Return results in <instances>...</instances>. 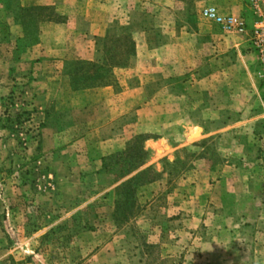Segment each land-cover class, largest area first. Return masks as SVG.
Segmentation results:
<instances>
[{
	"label": "rangeland",
	"instance_id": "obj_1",
	"mask_svg": "<svg viewBox=\"0 0 264 264\" xmlns=\"http://www.w3.org/2000/svg\"><path fill=\"white\" fill-rule=\"evenodd\" d=\"M111 1L105 38L89 42L65 1L0 0V264H193L222 226L236 233L223 254L264 264V0ZM146 38L147 61L132 63ZM81 61L121 63L111 83L136 78L150 105L90 123L66 93ZM161 137L187 145L153 156L145 142Z\"/></svg>",
	"mask_w": 264,
	"mask_h": 264
},
{
	"label": "crops",
	"instance_id": "obj_2",
	"mask_svg": "<svg viewBox=\"0 0 264 264\" xmlns=\"http://www.w3.org/2000/svg\"><path fill=\"white\" fill-rule=\"evenodd\" d=\"M28 3L26 5L29 6H50V5H56L60 0H26ZM65 1L64 4L60 7L61 12L64 15H76V26L73 30V33H76L80 35L84 40H88L89 42L91 40H102L105 38L109 25L114 19V15L116 12H114L115 4L112 3L111 0H85L87 5L83 8L82 13H78V11L72 6L73 3L76 2V0H61ZM152 46V43L149 41V38H146L144 41L138 42L136 45V54L132 57V63H144L146 60L145 53H149L150 47ZM177 43L172 44V48H177ZM166 55H163V58L156 61H162L165 62L167 58H165ZM81 59H90L89 56H81ZM145 73V72H140ZM149 73V72H146ZM139 78L140 76L137 75ZM132 80L129 82V79ZM128 79V84L125 82L120 87H122L121 90H118L114 85L111 86H105L100 88H94V89H86L82 91H74L72 87L70 86V83L66 85V93L68 96V100L71 102L73 97H76L78 99H85L84 102V112L86 113L85 117L86 119L90 120V123H92L91 119H97L99 121V125L104 128H113L115 127L116 121H117V112L119 111H131V110H138L137 112H141L144 109H147V107L150 105L149 103L143 105L146 101V93L148 90V87L141 83L136 82V78L130 77ZM67 81V80H66ZM122 83V82H121ZM133 84V85H132ZM97 108L99 109L98 116L95 118L92 116V111H97ZM120 117V116H119ZM202 126V125H200ZM199 130L198 134L195 133H187L186 137H184L185 143H191L193 142V138L197 135H200V138L204 137V130L201 133ZM193 135V136H192ZM106 143H109L106 142ZM187 145V144H186ZM186 145H174L171 140L161 137V138H150L147 139L145 142V149L152 153L153 156L156 157H175L174 154H176L183 146ZM111 155V154H110ZM109 156V155H108ZM101 157H107L106 154H102ZM260 205H264L263 202H260ZM228 218V219H227ZM241 218L243 220L244 216L243 214L238 216H226L221 217L223 219L222 221H226V225L228 226L229 222L232 220L234 223H237L238 220ZM232 221V222H233ZM206 223V222H205ZM224 231H218V238L214 241H210L207 239L206 243L204 244V249L206 251L205 257L202 260H195L193 264H216L218 262L219 264H229L230 262L232 264H247L242 258V254L235 255L234 257H230V254L228 252L226 253L225 250H228V245L225 243L223 238H229V236L234 237L236 236V233H233L232 231H227L226 227H223ZM230 228V227H229ZM232 230V229H231ZM209 237H211L209 235ZM207 238V237H206ZM234 251L239 253V248H237L234 245ZM216 249L218 251H216ZM223 249L224 254H227V256L222 257L223 252H221ZM234 251L233 254H234ZM222 259V260H220Z\"/></svg>",
	"mask_w": 264,
	"mask_h": 264
},
{
	"label": "trees",
	"instance_id": "obj_3",
	"mask_svg": "<svg viewBox=\"0 0 264 264\" xmlns=\"http://www.w3.org/2000/svg\"><path fill=\"white\" fill-rule=\"evenodd\" d=\"M134 52L131 54V57L135 55V44H133ZM132 50V51H133ZM131 52V50H130ZM129 61V59H128ZM76 69L68 76L71 79V86L74 91L86 90V89H94L100 88L105 86L113 85L111 83V73L110 69L119 68L121 67V63L116 64H100L99 62L96 63H88V62H77ZM133 184V179L128 181V192H131V186Z\"/></svg>",
	"mask_w": 264,
	"mask_h": 264
},
{
	"label": "built area",
	"instance_id": "obj_4",
	"mask_svg": "<svg viewBox=\"0 0 264 264\" xmlns=\"http://www.w3.org/2000/svg\"><path fill=\"white\" fill-rule=\"evenodd\" d=\"M204 17L213 23L222 26L227 31L244 32V22L237 17H224L215 8L204 10Z\"/></svg>",
	"mask_w": 264,
	"mask_h": 264
},
{
	"label": "bare ground",
	"instance_id": "obj_5",
	"mask_svg": "<svg viewBox=\"0 0 264 264\" xmlns=\"http://www.w3.org/2000/svg\"><path fill=\"white\" fill-rule=\"evenodd\" d=\"M193 136V135H192Z\"/></svg>",
	"mask_w": 264,
	"mask_h": 264
}]
</instances>
